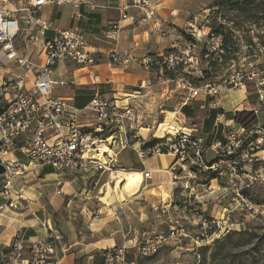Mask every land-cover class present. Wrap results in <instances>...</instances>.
<instances>
[{
    "label": "crops",
    "instance_id": "crops-1",
    "mask_svg": "<svg viewBox=\"0 0 264 264\" xmlns=\"http://www.w3.org/2000/svg\"><path fill=\"white\" fill-rule=\"evenodd\" d=\"M28 1L8 0L6 4L22 23L25 15L23 8ZM66 4L63 10H54L49 4L42 7V18L52 23L53 27L44 31L41 41L30 42L27 34H22L16 38L14 45L21 56L41 63L44 59L43 42L54 34L57 27L80 30L96 58V64L83 67L69 60L60 61L52 77L66 84L54 85L52 92L72 100L75 107L82 111L80 124L88 126L97 119L86 109L89 102L94 97L105 98L111 89L128 86L135 90L134 87L152 78L153 74L139 66L134 58L165 52L169 46L161 50L162 42L164 46L170 45L174 33L167 37L159 35V31H168L165 28L161 30L168 17L167 14L163 16L162 7L158 8L156 17L146 23L136 24L126 19L120 22L118 30H114L111 24L120 18L126 0H68L63 5H56ZM126 11L129 14L140 12L133 7ZM31 31L36 32L35 26L31 27ZM112 52H119L128 59L112 65L108 62ZM0 53L3 57L0 60V84L3 79H15L25 73V69L15 60L7 58L1 44ZM27 75V89H31L34 73L28 72ZM215 75L211 77L212 80L223 82L217 81ZM0 94L3 95L0 101L5 98L9 103L10 93L0 90ZM257 105L258 94L252 95L246 86L223 89L222 112L211 105L208 96L201 94L181 106L179 122H174L170 132L175 133L174 128L176 132L196 130L179 123L185 118H196L202 111L204 114L198 134L205 138L206 151L214 154L211 145L223 141L226 130L242 127L235 122V113L253 110ZM184 106H187L185 111ZM143 129L147 132H143ZM148 131L149 128L133 131L132 144L112 153L116 168L114 173L91 170L81 174H60L48 165L40 169L30 168L19 176L12 195L20 197L22 207L0 210V263L5 260L16 236L29 244L45 238L52 229L51 232L58 236L57 253L62 264H96L99 263L101 251L122 244L135 248L143 233L156 232L166 221L171 226V219L177 214L175 189L180 183V176L176 172L178 164H175V157L170 153L141 157L139 149L147 141L150 135ZM29 135L31 133L19 145L14 141L21 136L8 146L0 141V157H12L27 163L25 146L31 137ZM146 171L150 172V177H145ZM126 172H130L128 177ZM1 185L0 181V189ZM58 190L62 192L58 193ZM6 200L0 194V205Z\"/></svg>",
    "mask_w": 264,
    "mask_h": 264
},
{
    "label": "built area",
    "instance_id": "built-area-1",
    "mask_svg": "<svg viewBox=\"0 0 264 264\" xmlns=\"http://www.w3.org/2000/svg\"><path fill=\"white\" fill-rule=\"evenodd\" d=\"M68 0H29L24 6L23 23L6 6L8 0H0V44L9 60H15L25 69L23 75L15 79H3L0 84L2 93H10L9 103L0 113V141L4 146L12 144L13 140L26 133H31L25 146L27 163L0 157L6 171L1 174L2 189L0 194L7 198L0 205V210L20 208V197L13 196V184L18 175L31 169H40L52 166L58 173H85L91 170H106L115 172L112 153L116 145L126 144L128 124L139 121L138 112L134 108L120 110L108 100L94 97L86 106L97 114L98 122L94 126H85L79 123L80 110L72 100L53 94L54 85H65V81L55 80L52 73L58 63L63 60L75 62L83 67L96 64V58L89 50L88 42L76 28L57 27L54 34L43 42L44 59L35 63L21 56L15 48L14 41L22 34H27L30 42L41 41V35L52 23L45 21L40 11L50 3L63 4ZM160 0H126L121 8L120 18L111 24L112 29L118 30L122 20L143 24L157 15ZM95 7V6H93ZM130 7L138 9L137 14H129ZM35 26L36 32L31 31ZM192 35V34H191ZM200 35L191 38L180 35L169 48L162 53H148L134 58L144 69L153 74L156 82L148 78L141 87L154 86L175 79L183 82L182 87L189 89V98L204 94L210 98L211 105L222 108V92L226 87L241 88L246 83L256 81L258 86V105L253 109L259 116L264 115V88L258 80L260 74L241 68L231 71L223 82L205 79L200 84L196 82L205 78V68L202 57L197 52ZM225 49L221 35L207 34L205 57L215 62L224 60ZM123 54L112 52L108 56L110 62H121ZM28 72L34 73L33 86L27 89ZM171 74L174 77H168ZM183 75V76H182ZM181 77V78H180ZM260 124L253 130L233 128L226 130L223 141L211 145L214 152L212 160H206L207 145L205 138L191 131L176 132L166 135L162 141L146 149H140V155L145 158L149 155L170 153L175 157V164L191 160L200 167L211 170L218 177L230 176L247 179L240 185L241 189L250 186L257 179L255 174L246 173L244 168L247 162L262 161L264 156L257 154L264 142ZM121 137L116 139V133ZM258 155V156H257ZM108 159L110 161L108 162ZM259 174V178L263 177ZM150 177V172H145ZM61 193V190L57 191ZM51 231H53L51 229ZM43 239L27 243L22 237L16 236L10 244L7 259L2 264H62L57 253L58 236L53 232ZM169 236L163 234L152 235L143 233L135 248L125 244L107 248L102 251L103 264H135L132 256H147L157 250Z\"/></svg>",
    "mask_w": 264,
    "mask_h": 264
},
{
    "label": "rangeland",
    "instance_id": "rangeland-1",
    "mask_svg": "<svg viewBox=\"0 0 264 264\" xmlns=\"http://www.w3.org/2000/svg\"><path fill=\"white\" fill-rule=\"evenodd\" d=\"M214 3L215 0H160L159 7H162L165 13L163 16L166 14L168 16L163 22L161 30L165 28L168 31H159V35L167 37L174 33L171 37V40L174 41L180 35L189 39L199 34L200 41H198L197 52L202 57L203 67L210 76L215 73L217 81H224L228 74L236 68H241L246 72L259 73L264 69V45L258 38V35H264V19L248 20L249 18L236 16L235 11H227L226 8L216 11L217 7L214 6ZM67 5L49 4L54 10L66 8ZM234 21L237 26H234ZM219 23L235 27L236 49L231 52L225 50L224 60L215 62L205 57V49L207 34L217 35L212 26L216 24L215 27H217ZM168 46H170L169 43L164 46L162 42L161 50L167 49ZM156 50L153 51L156 52ZM157 51L159 52V50ZM1 54L0 60L2 61ZM127 59L128 56H123L121 62ZM108 62L112 65L120 63ZM138 65L141 66L139 63ZM167 75L174 77L171 74ZM152 80L156 82L153 75ZM258 80L262 82L261 86L264 88L263 74L259 75ZM182 84L181 80L175 79L149 87L137 85L134 87L135 90L128 86L108 90L106 97L101 99L112 102L120 110L134 108L139 117V121L135 124L125 122L128 128L126 144L124 146L116 145L113 152L109 150V153L115 154L121 148L130 146L132 144L131 136L135 130L149 128L150 135L145 142L151 139L162 141L166 135L175 134L170 130L174 122H179L178 111H181L183 104L192 100L189 98V89L182 87ZM246 87L252 95L258 94L256 81L249 80ZM0 96L3 95L0 94ZM7 101L3 98L0 103L2 106H6ZM87 110L97 118L96 112L91 109ZM174 111L177 113H173ZM80 113L82 111L79 112L78 119ZM203 114L204 112L201 111L196 118H185L179 124L195 128L194 133L198 134ZM85 116L86 114H84ZM90 117L94 116L90 115ZM260 117L261 124H259L264 137V116L261 114ZM97 122L98 119L93 123L94 126ZM161 124L164 125L161 127ZM256 126L249 129L253 130L254 133H251L253 136H257L255 134ZM145 131L143 129V132ZM28 134L30 133L23 134L13 141L19 145L27 139ZM116 135V139L119 141L121 134L117 132ZM140 149H144L143 146ZM205 154L206 160L214 158L211 151H206ZM257 154L264 156V142ZM10 159L16 161L12 157ZM107 160L110 161L108 158ZM111 162L113 164L115 160L113 159ZM177 164L176 172L180 176V183L175 189L177 214L171 219V226L166 221L152 235L169 236L172 232L174 233L150 255L132 256L135 259V264H264V176L258 177L261 173L264 175L262 161L247 162L244 171L255 174L257 179L244 189L240 188L241 184L247 182L244 176L229 175L227 178L221 179L211 170L200 167L191 160ZM21 175L15 178L14 183ZM1 179L0 174V181ZM117 192H119L118 189ZM7 256L8 253L5 260ZM100 258V264H103L102 251Z\"/></svg>",
    "mask_w": 264,
    "mask_h": 264
},
{
    "label": "trees",
    "instance_id": "trees-1",
    "mask_svg": "<svg viewBox=\"0 0 264 264\" xmlns=\"http://www.w3.org/2000/svg\"><path fill=\"white\" fill-rule=\"evenodd\" d=\"M214 6L217 7L216 11H221V9H227V11H235L236 16H245L246 18L250 19H264V0H215ZM234 26H237L236 21L233 22ZM236 24V25H235ZM216 24H214L212 27H214V32L217 35H222L223 37V47L226 51L231 52L235 51V45L236 41L234 39L235 36V27L234 26H228L227 24L219 23L217 27H215ZM258 38L260 39L261 43L264 45V35H258ZM206 51V49H205ZM205 78L198 80L196 83L200 84L205 79H211L212 76L208 73V71L205 69ZM214 81V80H213ZM187 106H184V111L186 110ZM4 106L0 103V113L3 111ZM219 111L222 112V109ZM234 120L236 123L242 125L246 129L254 128L256 125H258L261 121L260 116L254 111V110H242L237 111L234 116ZM160 139H151L148 142H145L143 144V148H149L154 146L156 143H158ZM100 258V257H99ZM102 261V259L100 258ZM100 260L98 259L100 264Z\"/></svg>",
    "mask_w": 264,
    "mask_h": 264
},
{
    "label": "water",
    "instance_id": "water-1",
    "mask_svg": "<svg viewBox=\"0 0 264 264\" xmlns=\"http://www.w3.org/2000/svg\"><path fill=\"white\" fill-rule=\"evenodd\" d=\"M6 171L3 164H0V174H3Z\"/></svg>",
    "mask_w": 264,
    "mask_h": 264
},
{
    "label": "bare ground",
    "instance_id": "bare-ground-1",
    "mask_svg": "<svg viewBox=\"0 0 264 264\" xmlns=\"http://www.w3.org/2000/svg\"><path fill=\"white\" fill-rule=\"evenodd\" d=\"M104 150H106L107 152L109 151L108 149H104ZM171 156H173V158H174V155H173V154H172ZM129 174H130V172H126V173H125L126 177H128ZM136 176L139 177V175H137V174H136Z\"/></svg>",
    "mask_w": 264,
    "mask_h": 264
}]
</instances>
